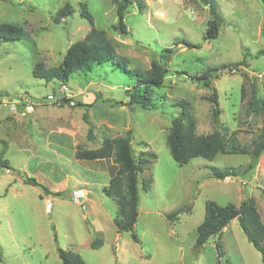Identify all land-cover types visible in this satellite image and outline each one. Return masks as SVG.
<instances>
[{
    "label": "rangeland",
    "instance_id": "obj_1",
    "mask_svg": "<svg viewBox=\"0 0 264 264\" xmlns=\"http://www.w3.org/2000/svg\"><path fill=\"white\" fill-rule=\"evenodd\" d=\"M131 1L128 33L122 34L113 27L118 0H0V28L26 33L20 40L0 39V158L10 165L0 168V264H61L59 247L78 252L86 264H217L218 240L223 262L264 264L238 218L220 237L197 245L209 200L239 206L253 197L264 221V153L258 164L248 153L180 164L167 143L171 117L186 103L198 134L221 130L234 140L230 145L252 148L264 126L263 115L248 105L254 81L264 99V2L212 0L223 23L209 41L211 11L204 0ZM67 3L72 14L57 21ZM93 25L106 31L129 69L149 70L154 58L170 56L171 74L155 90L164 96L161 108L129 104L130 76L112 62L88 75L75 72L67 82L33 72L37 61L47 73L57 68ZM183 38L201 47H186ZM170 48L172 53L166 51ZM245 56L250 66H225ZM208 69L214 70L219 93V122L209 99L213 89L197 79ZM63 97L74 104L60 103ZM129 130L137 155H158L142 175L152 179V186L140 189L134 229L139 241L132 231L119 232L114 221L119 204L104 192L117 164L111 157L93 156L105 140ZM215 167H235L239 174L218 179ZM25 177L63 194L44 192L25 183ZM172 213L177 215L168 218Z\"/></svg>",
    "mask_w": 264,
    "mask_h": 264
},
{
    "label": "trees",
    "instance_id": "obj_2",
    "mask_svg": "<svg viewBox=\"0 0 264 264\" xmlns=\"http://www.w3.org/2000/svg\"><path fill=\"white\" fill-rule=\"evenodd\" d=\"M205 1L209 4L211 11L208 28L205 32V39L210 41L219 35L223 18L214 1ZM262 1L264 2V0ZM131 4V0H118V23L113 27L122 34L128 33L125 16ZM72 12V5L67 3L56 15V20L60 21L62 18L68 17ZM3 27L5 26L0 28V39H3V41L20 40L23 34L26 35L20 28L9 27L5 29ZM262 34L264 36V26ZM180 43H183L186 47H201L199 44H193L184 38ZM166 51L168 53L173 52L171 48ZM169 60L170 56L164 55L161 58H154L152 67L149 70L140 68L129 69L126 62L127 59L119 56L116 52L115 42L108 37L105 30L98 29L93 25L85 38L76 41L70 46L65 53L64 60L57 68L47 73L43 68L44 63L37 61L33 72L35 74L43 73L42 75H45L46 78H57L67 82L75 72L88 75L96 71L97 68L106 67L112 62L116 69L124 71L130 76V83H128L129 85L126 88L129 104L140 106L144 109L157 107L159 109L161 108L160 101H163L161 105L165 104L164 96H158L155 90L162 88L171 74ZM241 65L250 66L247 56L238 63L226 64L225 66L239 69ZM213 72L214 70L208 69L199 75L197 79L204 86L213 89L209 99L214 104V118L219 122L221 108L219 93L213 84L215 78ZM99 98L100 96H97L96 101ZM59 101L60 103H69L71 100L63 97ZM118 102L123 103L122 101ZM181 105V112L171 117V129L167 136L171 154L178 163H188L194 157H205L212 160L219 153H248L252 156V164L259 163V159L264 153V126L261 128L251 149L240 147L236 144L230 145V141L234 142V140H230L221 130H216L209 134H198L195 117L189 111L186 103ZM248 105L252 111L261 113L264 118V99L260 96L259 87L255 81L252 83V98L249 100ZM219 124L221 125V123ZM93 156L94 158L111 157L117 163L116 174L111 177L109 184L104 187V192L119 204V213L114 218L119 232L132 231L133 238L139 241V236L134 232V229L139 217L140 189L142 187L144 190H149L152 186V179L149 177L145 178L142 175L150 164L158 159V155L149 151H141L137 155L132 144V130H129L126 136L105 140L103 147ZM2 167H10L7 159L0 158V168ZM248 169L249 167L245 171ZM238 174V169L235 167L214 168V175L218 179H225L228 176H237ZM24 180L25 183L40 187L44 192H53L33 177H25ZM53 193L56 195L63 194L62 191ZM176 215V213L169 214L168 218L174 219ZM235 218L239 219L248 240L261 253L264 262V221L253 197L244 199L239 206L233 203L219 205L213 200L207 201L205 219L197 228V245H205L213 237H220ZM101 243L102 240L94 241L92 246L97 247ZM216 249L217 264H231L229 261L223 262L224 250L220 240L216 243ZM59 255L62 261L61 264H86L83 257L72 249L59 247Z\"/></svg>",
    "mask_w": 264,
    "mask_h": 264
},
{
    "label": "built area",
    "instance_id": "obj_3",
    "mask_svg": "<svg viewBox=\"0 0 264 264\" xmlns=\"http://www.w3.org/2000/svg\"><path fill=\"white\" fill-rule=\"evenodd\" d=\"M162 14H165V12H162ZM54 97H55V96H53V95L49 96V98H51V99H53ZM70 104H74V101L71 100V101H70ZM11 106H12V108H13V107L15 108V107H16V104H15V103H12ZM28 106H29V105H28ZM30 106H32V105L30 104Z\"/></svg>",
    "mask_w": 264,
    "mask_h": 264
},
{
    "label": "crops",
    "instance_id": "obj_4",
    "mask_svg": "<svg viewBox=\"0 0 264 264\" xmlns=\"http://www.w3.org/2000/svg\"><path fill=\"white\" fill-rule=\"evenodd\" d=\"M114 161V160H113ZM116 163V162H115ZM117 164V163H116ZM117 169H118V165H117ZM117 171V170H116ZM116 174V173H115ZM113 177V176H112ZM49 205V204H48Z\"/></svg>",
    "mask_w": 264,
    "mask_h": 264
},
{
    "label": "water",
    "instance_id": "obj_5",
    "mask_svg": "<svg viewBox=\"0 0 264 264\" xmlns=\"http://www.w3.org/2000/svg\"><path fill=\"white\" fill-rule=\"evenodd\" d=\"M204 3L207 4V1L204 0Z\"/></svg>",
    "mask_w": 264,
    "mask_h": 264
}]
</instances>
